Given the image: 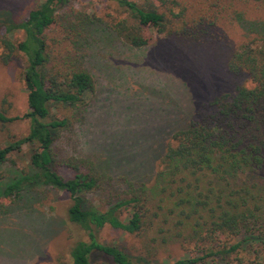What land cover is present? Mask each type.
I'll return each mask as SVG.
<instances>
[{
  "label": "trees",
  "instance_id": "trees-1",
  "mask_svg": "<svg viewBox=\"0 0 264 264\" xmlns=\"http://www.w3.org/2000/svg\"><path fill=\"white\" fill-rule=\"evenodd\" d=\"M113 1L127 19L111 22L107 30L100 20L79 19L75 13L76 22L66 19L63 34L49 38L46 32L57 11L70 0H44L20 25L24 40L8 38L9 28L0 31V63L7 66L17 56L24 60L20 78L28 110L8 117L0 109V131L28 121L25 137L0 147V165L24 145L35 147L28 170L14 171L15 178L0 187V195L10 200L12 210L23 207L27 218L35 212L32 201L45 190L67 196L66 219L86 241H77L69 260L58 264H135L116 245L98 242L97 232L105 227L129 235L147 232L163 209L175 218L200 219L206 229L201 234L207 249L200 245L197 256L172 264H230V257L241 263L237 255L245 249L259 259L264 253V37L247 39L229 55L225 67L236 83L231 93L212 98L204 112L187 110L184 123L149 143L139 125L150 109L147 102L141 106L127 100L129 96L123 102L125 117L118 119L121 127H99L101 120L108 122L109 107L95 100L98 81L88 68L86 52L92 46L112 52L115 47L145 49L148 40L140 26L157 37L195 39L203 33L202 26L218 19L223 0ZM251 1L264 7V0ZM246 25L248 30L257 28L255 23ZM134 59L137 69L140 61ZM129 72L124 69L118 75ZM184 84L174 89L167 82L150 94L173 100L174 92H180L189 99ZM217 237L226 239L224 245L214 244Z\"/></svg>",
  "mask_w": 264,
  "mask_h": 264
},
{
  "label": "rangeland",
  "instance_id": "rangeland-1",
  "mask_svg": "<svg viewBox=\"0 0 264 264\" xmlns=\"http://www.w3.org/2000/svg\"><path fill=\"white\" fill-rule=\"evenodd\" d=\"M43 2L44 0H0V31L4 32L9 28L10 32L6 35L8 38L14 42L24 40L25 34L20 25L25 21L27 13ZM222 5L223 10L215 23L212 26H202L203 33H198L200 35L192 40L157 37L151 29L138 26L140 34L148 40L145 49L130 52L121 47H115L113 52L101 46L88 49L85 55L88 68L98 81L95 100L109 107L107 121L110 123L101 120L98 123L101 129L104 125H108L110 131L121 127L122 120L118 119L125 117L124 109L127 104L123 102L129 96L130 99L127 100H132V103L138 102L142 106L147 102L150 112L147 108H141L142 111L147 110L148 114L141 118L139 129L148 136L150 143L164 135L165 130L184 123V113L187 110L193 108L194 114L197 111L204 112V105L212 98L233 91L236 83L227 73L226 61L242 42L259 34L264 37V31L261 32L264 28V7L251 0H223ZM75 13L79 14V19L100 20L103 24H99L106 30L111 22L127 19L123 9L113 0H70L57 11L55 23L46 32L49 38L52 34L53 37L63 34L62 29L67 27L64 22L66 19L76 22L73 17ZM251 23L257 26L255 31L246 29V24ZM119 53L122 55H117ZM135 57L140 61L136 64L137 69L132 65ZM23 64L24 60L19 56L7 66L0 63V109L8 117L21 116L28 111L26 92L20 78ZM124 69H130L131 72L120 77L119 71ZM167 82L174 89L185 83L189 99L180 92H174L173 100L150 94L151 89L161 90ZM239 83L249 87V83L243 80ZM137 107L136 116L140 118ZM94 115L91 109L90 117L93 118ZM27 133V120L6 125L0 131V147L25 137ZM68 135L70 134L67 133L66 136ZM34 148L32 145H24L20 152L10 154L6 163L0 165V187L15 178L14 171L17 174L28 170L29 156ZM63 149L62 144L60 150ZM63 154L61 152L60 156ZM57 170L64 177L68 176L64 170ZM9 201L0 195V264L67 262L71 247L77 241H86L85 234L66 219L70 203L65 194L45 190L32 201L35 212L28 218L23 207L12 210ZM162 212V216L153 217L154 227L147 232L129 235L105 227L97 232V240L103 244L116 245L135 264H172L179 259L197 256L200 245L207 249L204 234H201L206 230L205 227L202 230V220L194 217L184 219V215L175 218L166 209ZM196 223H199V227ZM217 238L219 239L214 244L224 245L226 239ZM237 258L241 263L230 257V264L264 262V253L256 259L245 249ZM103 261L105 260L94 261L93 264H109Z\"/></svg>",
  "mask_w": 264,
  "mask_h": 264
}]
</instances>
